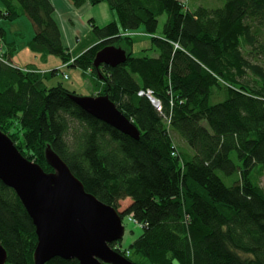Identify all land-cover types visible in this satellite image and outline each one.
I'll use <instances>...</instances> for the list:
<instances>
[{
	"label": "trees",
	"instance_id": "obj_1",
	"mask_svg": "<svg viewBox=\"0 0 264 264\" xmlns=\"http://www.w3.org/2000/svg\"><path fill=\"white\" fill-rule=\"evenodd\" d=\"M70 2L75 8L105 3L117 17L104 26L90 22L97 43L74 59L50 0H0V131L51 173L48 147L101 203L118 210L129 199L121 216L141 234L116 251L133 264H264V0L195 10L180 0ZM20 18L33 32L24 48L42 63L51 56L81 70L93 96L107 97L138 139L85 113L72 99L78 95L61 84L47 88L58 69L15 65L22 34L5 24ZM139 28L157 57L133 56L131 33ZM106 46L124 49L126 61L95 68V54ZM147 90L160 111L138 96ZM36 243L32 220L0 181L6 264H33Z\"/></svg>",
	"mask_w": 264,
	"mask_h": 264
},
{
	"label": "water",
	"instance_id": "obj_2",
	"mask_svg": "<svg viewBox=\"0 0 264 264\" xmlns=\"http://www.w3.org/2000/svg\"><path fill=\"white\" fill-rule=\"evenodd\" d=\"M126 58L124 49L106 46L95 54L93 66L114 68ZM72 99L91 117L138 139L137 129L107 97ZM45 160L53 172L46 173L25 159L0 131V181L14 191L34 225L37 243L33 264H45L54 258L76 260L78 264H133L110 247L121 242L123 222L128 218L85 192L81 182L48 147ZM6 263L7 254L0 244V264Z\"/></svg>",
	"mask_w": 264,
	"mask_h": 264
},
{
	"label": "rangeland",
	"instance_id": "obj_3",
	"mask_svg": "<svg viewBox=\"0 0 264 264\" xmlns=\"http://www.w3.org/2000/svg\"><path fill=\"white\" fill-rule=\"evenodd\" d=\"M185 5V7L189 10H195L197 7L202 6L209 9H216L223 6L225 3V0H180ZM165 21V16H161L159 18V24H158V33L162 30V25ZM13 26L8 23L5 24L9 30H16L17 32L22 34V37L19 39V43L21 44V54L18 60L14 61V63L19 68L26 67L28 63H35V59L33 56H30L31 54L27 55V52H25L24 42L28 41L32 37V27L30 22L26 18H20L13 22ZM95 37V36H93ZM131 38L133 40V49L132 54L134 57H157L158 53L155 50L150 49V40L149 37L144 33V30L142 28H139L131 33ZM96 39V38H95ZM144 49H149L146 52H143ZM23 50V51H22ZM27 51H29L27 49ZM60 66V62L57 58L51 57L49 59V64L47 66L39 67L40 69L46 68L48 70L52 69H60L59 74L53 77L49 82H46L47 88H51L56 86L57 84H61V86L69 90L71 92H74L75 95L82 96V97H91L94 93V87L92 86L91 82L89 81V84H84V79L77 75L75 68H67L65 70H62V68H58ZM62 72V73H61ZM66 75L67 78L64 79L63 76ZM84 86L85 89H82ZM154 97L151 98V102H153ZM216 100H211V103H215ZM260 185L264 187V174L260 178ZM130 204V200L126 199L123 201H120L118 211L122 212L125 210V208ZM125 225V231L123 238L120 242L119 249L124 250V248H128L132 242L138 238V236L141 234V227L135 224L133 221L129 220L124 223ZM132 260H136L135 256L129 255Z\"/></svg>",
	"mask_w": 264,
	"mask_h": 264
},
{
	"label": "crops",
	"instance_id": "obj_4",
	"mask_svg": "<svg viewBox=\"0 0 264 264\" xmlns=\"http://www.w3.org/2000/svg\"><path fill=\"white\" fill-rule=\"evenodd\" d=\"M50 1L54 8V19L57 22L61 32L63 46L68 49L71 59L76 58L97 43V40L95 39V37H93L94 35L91 32L90 22L97 26H104L108 23L117 21L116 14L112 10H110L105 3H100L95 6L86 3L79 8H75L70 0ZM11 31L13 33L16 32V30ZM10 38H12L11 35ZM23 50L27 52V55L31 54L30 56H33V58L35 59V63H28L26 65H34L40 72L48 71V69L46 68L40 69L39 67L47 66L49 64V59L51 58V56H48L45 62L42 63L39 54L31 53L30 51H27L26 48H24ZM20 54L21 51L18 52L14 57V61L18 60ZM59 62L60 66H58V68L61 67L62 70L67 69V67H65L60 60ZM75 69L77 75L84 79V84H89V80L84 77L85 74L81 70L77 68ZM82 89H85L84 86L82 87Z\"/></svg>",
	"mask_w": 264,
	"mask_h": 264
},
{
	"label": "built area",
	"instance_id": "obj_5",
	"mask_svg": "<svg viewBox=\"0 0 264 264\" xmlns=\"http://www.w3.org/2000/svg\"><path fill=\"white\" fill-rule=\"evenodd\" d=\"M63 78L66 79L67 76L64 75ZM138 96H145V97H147V98L150 100V102L152 101V100H151V98H152V93H151V91H149V90H147V91H140V92L138 93ZM151 103H152V105H154V106L156 107V109H157L158 111L161 110V106H160L159 101L153 99V102H151ZM129 220L133 221L130 217H129ZM133 222L135 223V221H133Z\"/></svg>",
	"mask_w": 264,
	"mask_h": 264
},
{
	"label": "flooded vegetation",
	"instance_id": "obj_6",
	"mask_svg": "<svg viewBox=\"0 0 264 264\" xmlns=\"http://www.w3.org/2000/svg\"><path fill=\"white\" fill-rule=\"evenodd\" d=\"M118 246H120V242L119 243H115V245H113V248L118 249L119 248Z\"/></svg>",
	"mask_w": 264,
	"mask_h": 264
}]
</instances>
